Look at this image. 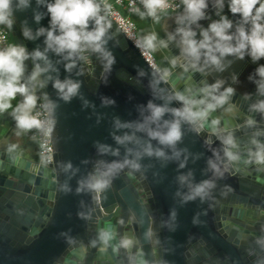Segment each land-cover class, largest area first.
<instances>
[{"label": "water", "instance_id": "obj_1", "mask_svg": "<svg viewBox=\"0 0 264 264\" xmlns=\"http://www.w3.org/2000/svg\"><path fill=\"white\" fill-rule=\"evenodd\" d=\"M50 2L44 0L38 4L37 0H30L29 7L14 13L15 23L9 30L16 44L29 53L24 61L22 81L27 82L37 64L48 68L37 77L35 94L55 104L51 116L55 124L54 153L51 165L38 163L25 143L29 132L18 136L11 117L0 137V264H58L65 255L67 259L71 255L81 258L80 247L73 246L84 244L96 216L109 217L116 206L133 212L130 221L134 241L147 264H264L262 246H252L247 233L242 235L229 223L246 226L241 220H250L253 209H264V171L257 172L255 165L245 164L246 149L253 147L250 144L253 133L264 130V118L258 112L248 111L250 104L264 99L257 95L253 80H249V76L258 79L255 70L264 65V58L253 62L248 55L243 59L228 56L224 60L227 67L222 72L203 62L193 69L181 58L177 36L173 41L176 50L172 52L173 58H179L177 64L172 65V58L168 67L157 72L111 20L104 49L111 53L114 62L105 71L106 61L100 53L91 50L86 56L80 53L72 59L66 58L67 53L45 52L46 35L36 36V32L41 27L51 28L46 6ZM182 12L183 8L180 13L173 12L170 21H176ZM36 14L42 17L39 22L34 18ZM222 14L237 19L229 12L227 0ZM206 15L208 19L199 21L203 28L219 19L212 0ZM24 26L31 30L34 39L23 35ZM177 27L175 22L171 33ZM37 50L45 53L48 63L31 58ZM69 63L74 64L70 71L66 70ZM56 79L79 82L77 95L68 102L61 99L53 87ZM217 80L224 81L220 91L227 87L235 89L229 103L212 112L209 121L198 131L197 126L182 121V138L174 147L160 145L149 138L146 130H137V125L145 124L146 117L151 115L149 102L180 108L178 93L199 97L201 89ZM41 82L43 87L39 86ZM245 94H251V99H244ZM22 100L19 95L17 104ZM250 117L259 123L248 127L246 120ZM213 118H219L218 126L211 124ZM172 119L166 113L160 123ZM147 127L155 129L157 125L149 123ZM229 134L237 142L233 152L239 155L238 161L229 162L224 155L222 139ZM125 135L132 139L123 144L116 141V136ZM257 139L264 141V135ZM149 143L153 151L162 149L165 155H147L145 149ZM12 145L17 147L10 153L8 149ZM102 147L108 151L102 152ZM125 160L129 164L114 172L106 191L89 192L85 187L77 193L78 182L86 181L97 168L104 171L105 165L123 164ZM209 161L224 172L222 178L214 173ZM131 163L139 164V171L131 169ZM226 165L228 170L224 171ZM128 174L140 183L148 206L139 202ZM181 176L186 177L183 182ZM205 180L215 182L210 195L203 200L196 197L186 201L184 197L190 194V185L195 187ZM65 184L70 191L64 190ZM220 213L226 214L229 221ZM251 240L257 243V239ZM200 246L206 256H191Z\"/></svg>", "mask_w": 264, "mask_h": 264}, {"label": "clouds", "instance_id": "obj_2", "mask_svg": "<svg viewBox=\"0 0 264 264\" xmlns=\"http://www.w3.org/2000/svg\"><path fill=\"white\" fill-rule=\"evenodd\" d=\"M43 2L44 0H37L38 4ZM139 3L143 6V11L136 6V0H129L131 11L142 20L151 18L156 24L160 23L161 14L167 16L169 9L172 7L170 0H139ZM180 4L183 6V12L176 17L178 27L174 34H168V41H176V37H179L177 46L180 48L181 58L193 69H198L201 62H203L205 66L214 67L216 71L222 72L227 67L224 60L228 56L243 59L245 55H248L253 62L264 58V0H227L229 12L237 17L235 21L222 14L225 8V0H212V7L219 19L209 23L207 28L201 27L199 21L209 18L206 15L209 0H180ZM29 5L30 0H0V27L12 29L15 23L14 13L26 9ZM46 6L51 17V28L46 30L41 27L36 32V36L46 35L47 48L45 52L51 50L58 55L67 53L66 58L72 59L80 53L91 50L101 54L103 60L106 61L104 70L108 71L114 62L111 53L104 49L106 43L104 37L112 27V21L109 18L111 4L107 0H52ZM34 18L39 22L42 17L40 14H36ZM22 31L28 39L35 38L26 26L23 27ZM157 39V34L153 31L139 38L136 46L141 51L155 52L158 48ZM168 41L160 40L159 47L167 48ZM28 58L29 53L21 46L10 45L0 50V114L12 108L11 102L19 94L23 97V100L17 104L11 113L16 123V134L19 136L21 132H29L33 129L50 134L55 126L54 121L49 126L47 121L33 114L38 99L35 94L37 77L48 71V68H41L37 64L27 82H24L22 81L25 72L24 61ZM31 58L34 61L45 60L48 63L45 53L39 50L32 53ZM178 59L173 58L171 60L172 65L175 66ZM73 66V63L67 64L66 70L70 71ZM48 67H51L50 63ZM255 77H258V79L249 76V80H253L256 84L257 95L264 97V65L256 68ZM233 79L235 80V77ZM223 83L224 81L217 80L215 83L206 86L200 90L199 97L178 93L176 99L182 105L180 108L157 106L149 102L148 109L151 115L146 117L145 124L137 125V130H146L149 138L157 140L160 145L174 147L176 142L182 138V121L197 126L196 130L198 131L209 121L212 112L229 103L235 89L227 87L220 91ZM39 86L43 87L44 84L41 82ZM53 87L58 90L60 98L68 102L77 95L80 83L73 82L71 79H65L64 81L56 79ZM244 99L250 100L251 94H245ZM45 100H47L46 97ZM105 103L115 102L105 100ZM43 107L51 117L55 104L47 101ZM248 111L250 113L258 112L264 118V99H258L255 103L250 104ZM166 113H170L173 119L171 121L163 120V123H160ZM149 123H155L157 127L155 129L146 128ZM219 123V118L211 119L213 126H218ZM258 123L251 117L246 120L248 127H254ZM262 135H264V130L253 133V138L250 141L253 147L246 149L247 160L245 164L255 165L257 172L264 171V141L257 139ZM115 139L118 143L123 144L125 140H131L132 137L128 135L123 138L116 136ZM222 144L224 145V155L229 162L240 159L239 155L233 152V149L237 148L238 145L231 134L222 139ZM16 147V145H12L8 151L11 153ZM101 151L107 152L108 149L102 147ZM145 152L149 156L154 154L157 157H163L165 155L162 149L153 151L150 143ZM117 154L118 152H113V155ZM127 164H129V161L125 160L123 164L113 162L105 165L106 170L104 171L97 168L95 172L89 174L86 181L81 180L78 182L77 193L83 191L85 187L89 192L101 193L106 191L111 186L114 172L118 169L122 170ZM209 164L214 173L222 178L224 172H221L220 168L212 161H209ZM130 166L135 171L140 169V165L137 163H131ZM71 167L72 165L69 163L67 168L70 169ZM227 170L228 166L226 165L224 171ZM185 179L184 176L180 177L182 182ZM259 179L260 177H257V180ZM215 187V182L211 180L202 181L195 187L190 185V194L185 196L184 199L187 201L200 197L203 200L210 195L209 190ZM63 188L65 191H70L66 184ZM80 215L82 216V214ZM173 216H175V212H173ZM115 237L116 233L114 231L99 230L98 238L104 250H107L110 246L109 242ZM256 242L262 246L261 250L264 251V238H257ZM135 243L136 241L132 238L124 236L120 239L118 245L112 246V251L118 254L120 248H123L127 252ZM92 246H96L95 241H92ZM135 261L136 264H147L142 253L136 255Z\"/></svg>", "mask_w": 264, "mask_h": 264}, {"label": "flooded vegetation", "instance_id": "obj_3", "mask_svg": "<svg viewBox=\"0 0 264 264\" xmlns=\"http://www.w3.org/2000/svg\"><path fill=\"white\" fill-rule=\"evenodd\" d=\"M182 9L178 11L180 13ZM172 13H168L167 16L161 15V21L159 24H156L154 31L157 34V43L158 48L160 49V53L163 56H166L167 58L172 59V52L175 51L176 48L174 47L173 41H168V34L172 32L174 23L176 21H170ZM7 29V28H6ZM9 39L12 42V45L18 46L16 44V41L10 34L9 29H7ZM165 40L168 41V47L163 48L159 47V41ZM175 48V49H174ZM31 139L26 141L27 144H29L28 150L31 151V154L36 159L37 156V145L36 141L33 138L31 132L27 135L30 136ZM129 177V183L134 187L137 195L138 200L141 204L144 206L149 205V201L146 198L144 191L140 185V183L134 179L131 175L128 174ZM117 200V199H116ZM124 214V216H123ZM133 214V212L127 208L126 211L121 210L118 206H116L112 212L110 213L109 217L104 216H96L95 221L93 223L92 228L88 231L87 237L84 239V244H76V246H73V248L80 247L81 250H78V253L82 255L81 258L75 255H71L68 259L65 256H63V260L57 262L58 264H136L135 257L140 253V249L138 248L137 244L135 243L134 246L129 250L125 251L123 248H120L119 253L115 254L112 251V246L118 245L121 238L124 236H127L129 238H132L134 240V229L132 226V223L130 221V216ZM221 216H225L226 220H228V216L224 213H220ZM222 221V219H221ZM225 221V220H224ZM229 221V220H228ZM246 226H240L235 225L231 222L232 226H235L238 231H240L243 234L245 232L248 235V240L251 242L252 246H255L257 243H255L251 239H257L264 237V209L257 208L253 209V214L251 215L250 220H241ZM104 229L109 232L114 231L116 233L115 239L109 242V247L107 250H104L102 248L101 242L99 241V230ZM92 241L96 242V246H92ZM152 246L155 248L154 240H152ZM195 255H203L206 256L205 250L203 246H200L198 249H195L194 252L191 254V256ZM67 259V260H66Z\"/></svg>", "mask_w": 264, "mask_h": 264}, {"label": "built area", "instance_id": "obj_4", "mask_svg": "<svg viewBox=\"0 0 264 264\" xmlns=\"http://www.w3.org/2000/svg\"><path fill=\"white\" fill-rule=\"evenodd\" d=\"M107 2L112 6L109 18L126 35V37L131 40V42L140 52L141 56L144 58L147 64L157 72H160L163 67H160L157 64L154 53L141 51V49L136 46V42L139 38H141V36L139 34V27L133 18V15L135 14L129 7V0H107ZM170 2L172 7L169 9L168 13H173L183 8V6L180 4V0H170ZM136 6L140 7L143 11V6L139 3V0H136ZM10 45H12V42L9 39L7 29L4 27H0V50ZM87 54L88 50L83 52V55L86 56ZM45 103L46 102L43 100V98L39 97L37 99V106L33 110V114L38 115L40 119L47 121L48 125L51 126V117H49L48 112L45 111L43 107ZM29 132H31L33 138L36 141L37 162L45 166L51 165L53 163L54 153L52 131L50 134L42 133L40 131H37L36 129H33Z\"/></svg>", "mask_w": 264, "mask_h": 264}, {"label": "rangeland", "instance_id": "obj_5", "mask_svg": "<svg viewBox=\"0 0 264 264\" xmlns=\"http://www.w3.org/2000/svg\"><path fill=\"white\" fill-rule=\"evenodd\" d=\"M134 20L138 23L142 36L148 35L153 32L152 29H154V27L156 26V23H154L151 18H145L143 20L140 18H134ZM154 55L159 66H167V58L161 55L159 48H157V50L154 52Z\"/></svg>", "mask_w": 264, "mask_h": 264}, {"label": "crops", "instance_id": "obj_6", "mask_svg": "<svg viewBox=\"0 0 264 264\" xmlns=\"http://www.w3.org/2000/svg\"><path fill=\"white\" fill-rule=\"evenodd\" d=\"M133 18H139V17L135 14V15H133ZM164 57H166V56H164ZM166 60L168 61L167 66L165 65L162 67H168L169 61L171 59L167 58ZM18 99H19V94H17L16 98L11 102L12 108L8 109L3 114H0V137L5 133V131L8 127V124L10 123V120L12 117L11 113H12V110L17 106ZM31 138H32L31 135L28 136L27 138H25V143H26V141L30 140ZM24 147H25V145H24Z\"/></svg>", "mask_w": 264, "mask_h": 264}, {"label": "trees", "instance_id": "obj_7", "mask_svg": "<svg viewBox=\"0 0 264 264\" xmlns=\"http://www.w3.org/2000/svg\"><path fill=\"white\" fill-rule=\"evenodd\" d=\"M137 23V22H136ZM137 25H138V23H137ZM139 27V26H138ZM139 34H140V36L142 37V35H141V31H140V28H139ZM154 53V52H153ZM156 58V57H155ZM160 67H162V66H160Z\"/></svg>", "mask_w": 264, "mask_h": 264}]
</instances>
